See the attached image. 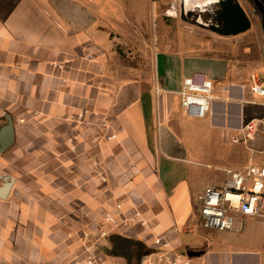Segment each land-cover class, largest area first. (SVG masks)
Listing matches in <instances>:
<instances>
[{
    "label": "crops",
    "instance_id": "obj_1",
    "mask_svg": "<svg viewBox=\"0 0 264 264\" xmlns=\"http://www.w3.org/2000/svg\"><path fill=\"white\" fill-rule=\"evenodd\" d=\"M253 1L264 35V0ZM115 3L0 0V142L10 121L13 131L0 152V264H69L111 229L104 213L118 204L145 224L114 233L143 241L157 264H264V218L238 229L237 216L229 231H205L197 220L207 185L222 184L227 169L264 164V135L249 146L231 141L250 119L264 129V98L251 88L257 74L186 37L156 51L152 75L129 76L108 22ZM186 77L213 82L204 118L182 108ZM185 162L194 166L183 193ZM92 248L101 264H127L109 238Z\"/></svg>",
    "mask_w": 264,
    "mask_h": 264
},
{
    "label": "rangeland",
    "instance_id": "obj_2",
    "mask_svg": "<svg viewBox=\"0 0 264 264\" xmlns=\"http://www.w3.org/2000/svg\"><path fill=\"white\" fill-rule=\"evenodd\" d=\"M212 1L189 0L184 3V0H117L108 22L111 24L110 32L119 62L123 68L129 69V76L152 75L154 55L160 47H168L167 45L174 44L176 40L185 42L186 37H193L203 43L212 42L211 46H207L211 52H224L235 56L242 67H251L257 76L264 77V35L258 32L259 8L253 0H239L250 14L252 27L245 34L241 33V36H222L209 27L203 28L196 24L199 19L209 25L214 23L220 6ZM198 4L202 6H197ZM184 7L188 10L185 14L186 20L182 18ZM223 39L228 42L223 43ZM178 164L181 167L180 191L184 193L188 182V179L185 181L188 168L194 165L190 166L187 162ZM202 182L199 179L196 185H201ZM189 196L192 198L190 190ZM119 230L115 229L113 233ZM134 264L138 262L134 260Z\"/></svg>",
    "mask_w": 264,
    "mask_h": 264
},
{
    "label": "built area",
    "instance_id": "obj_3",
    "mask_svg": "<svg viewBox=\"0 0 264 264\" xmlns=\"http://www.w3.org/2000/svg\"><path fill=\"white\" fill-rule=\"evenodd\" d=\"M252 91L264 98V81L257 75L252 77ZM213 82L203 78L186 77L181 90V105L184 112L192 117L204 118L211 108L213 99ZM262 121L250 119L243 124L231 141L236 144H249L260 135ZM254 151V150H253ZM197 220L205 231H229L235 228V218L241 217L239 228L244 226L247 217L264 218V164L252 162L244 169H227L226 178L220 185L209 184L198 194ZM116 213L106 211L104 218L111 229L103 230L95 239L92 247H98L101 239H108L111 232L120 227H131L135 224L144 225V219L139 211L125 216L123 207L118 204ZM192 229V225H187ZM155 243L164 248L169 247L165 237L155 238ZM88 248L85 255L75 253L69 264H101L95 248ZM143 264H157L146 256ZM123 264V263H115ZM172 264H190L188 259L174 260Z\"/></svg>",
    "mask_w": 264,
    "mask_h": 264
},
{
    "label": "water",
    "instance_id": "obj_4",
    "mask_svg": "<svg viewBox=\"0 0 264 264\" xmlns=\"http://www.w3.org/2000/svg\"><path fill=\"white\" fill-rule=\"evenodd\" d=\"M187 3L189 0H184ZM212 3L218 4L220 9L216 12L214 23L209 25L203 23L200 19L196 21V24L200 27H209L213 32L222 36H232L244 33L251 29L252 19L248 15L245 7L241 4L239 0H213ZM201 5V4H200ZM199 4L197 6H200ZM202 6V5H201ZM187 8L184 7L182 11V18L186 20ZM204 11V10H202ZM4 141L0 142V152L7 149L13 131L12 122L10 121L6 132ZM10 184L6 185V188L2 191V195L8 190ZM110 243L112 244L111 254L114 256H121L126 261L127 264H134V259L137 258L138 264L142 263V259L145 255L144 246L145 243L141 240L134 239L132 237L124 236L119 233H113L109 237ZM134 247H138L139 252L136 254ZM202 252L195 250H187L186 254L189 257L198 256Z\"/></svg>",
    "mask_w": 264,
    "mask_h": 264
},
{
    "label": "flooded vegetation",
    "instance_id": "obj_5",
    "mask_svg": "<svg viewBox=\"0 0 264 264\" xmlns=\"http://www.w3.org/2000/svg\"><path fill=\"white\" fill-rule=\"evenodd\" d=\"M137 254V253H136ZM134 260H136L137 261V258H135ZM138 262V261H137Z\"/></svg>",
    "mask_w": 264,
    "mask_h": 264
},
{
    "label": "bare ground",
    "instance_id": "obj_6",
    "mask_svg": "<svg viewBox=\"0 0 264 264\" xmlns=\"http://www.w3.org/2000/svg\"><path fill=\"white\" fill-rule=\"evenodd\" d=\"M199 2V1H198ZM185 3V2H184ZM205 3V2H204Z\"/></svg>",
    "mask_w": 264,
    "mask_h": 264
}]
</instances>
